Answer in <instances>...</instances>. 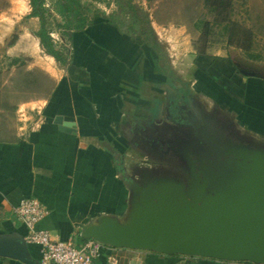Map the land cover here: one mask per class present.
<instances>
[{
  "label": "crops",
  "instance_id": "crops-1",
  "mask_svg": "<svg viewBox=\"0 0 264 264\" xmlns=\"http://www.w3.org/2000/svg\"><path fill=\"white\" fill-rule=\"evenodd\" d=\"M107 27L109 29H103L107 32L103 34L105 48L90 45L92 39L88 30L75 32L74 49H67L69 59L64 68H59L55 58L40 49V39L33 34L23 38V42L31 44V49L6 51L9 56L25 55L33 61L27 67V77L17 79L16 84L13 77L0 79V235L25 237L27 230L15 214V208L25 198L39 200L47 210L37 229L48 231L56 240H72L77 246L86 241L81 237L83 227L101 215L126 217L130 191L120 169L129 170L120 145L125 142L130 148V141L123 134L134 131L139 118H145L140 113L138 120L135 119L136 106L142 110L153 98H144L147 93L144 83L140 90L136 86L137 76L150 70L142 56L146 49L141 46L132 49L117 28L109 24ZM124 43L128 46L121 45ZM153 55L152 71L168 79L165 61L157 63ZM201 64L207 68L215 66L214 71L222 77L226 88L222 83L216 87L207 85L203 95L215 102L216 97L233 101L240 106L242 118L264 128V82L254 77L234 79V66L229 58L214 61L203 58L202 63L198 62V69ZM71 70L74 77L67 74ZM33 74H40L47 82L41 96L27 95L22 88H15L34 85L32 80L26 82ZM197 76L194 75L195 84ZM227 79H231V85ZM146 80L143 78V82ZM150 92L166 96L156 88H151L148 94ZM225 106L232 110L227 103ZM61 122H73L75 127ZM135 143L134 140L133 146ZM27 244L31 259L39 264L41 247ZM0 264L25 263L0 257ZM98 264L237 263L105 245Z\"/></svg>",
  "mask_w": 264,
  "mask_h": 264
},
{
  "label": "water",
  "instance_id": "water-1",
  "mask_svg": "<svg viewBox=\"0 0 264 264\" xmlns=\"http://www.w3.org/2000/svg\"><path fill=\"white\" fill-rule=\"evenodd\" d=\"M199 136L180 142L171 168L126 175V217L101 215L81 237L120 249L264 264V141L239 144L205 125ZM0 257L38 264L19 234L0 235Z\"/></svg>",
  "mask_w": 264,
  "mask_h": 264
},
{
  "label": "rangeland",
  "instance_id": "rangeland-1",
  "mask_svg": "<svg viewBox=\"0 0 264 264\" xmlns=\"http://www.w3.org/2000/svg\"><path fill=\"white\" fill-rule=\"evenodd\" d=\"M136 1L149 12L152 26L159 41L164 45V52L167 57L165 64L168 68L166 74L169 77L168 79H162L157 76V72L152 71L154 55L148 48L141 45L139 38L124 35L132 49L140 46L142 49H146L142 56L144 57L143 60L148 62L150 70L149 72L144 71L140 75L137 72L136 86L137 90H140L141 85L144 83L147 90V96L144 95V98H151L148 96L153 98L151 104L146 103L142 110L139 106H136L135 119L138 120L137 116H140V113L144 114L145 118L142 117L144 120L141 117L139 118L137 127L133 128L134 131L123 134L131 144L130 148H127L125 142L120 145L122 151H124L122 153H124L128 170L138 169L141 159L146 156L136 143L135 146L132 144L135 140L134 132L142 126L140 123H144L141 128L144 130L152 127L155 121L164 119V108L167 102L165 97L172 100L175 92L183 94L186 89L192 92L183 95L182 100L195 102L198 107H201L208 115L209 120L217 123L219 127L221 126L220 130H215L226 133L225 129H229L226 128V125L230 126L231 129L228 133H231L233 139H236L239 144H246L245 138L264 141V128L256 126V123L251 124L250 121L248 122L242 118L243 112L239 105L233 101L224 100V98L219 99V97L214 99L215 102L203 95L207 85L210 87L222 85L225 88L222 77L217 76L214 71L215 66L207 68L201 64V68L198 69V62L202 63L203 58H207L209 61L229 58L234 66V79H237V77H251L241 72V70H244L254 72L256 74L254 78L264 82V0ZM56 4L57 0H45V8L48 12V29L57 43V49L62 47L74 49L73 42L67 41V38L62 35L59 29V25L64 24V20L56 12ZM83 4L89 10L92 18L90 27L86 28L92 39L90 45L95 47L96 44L105 48L103 34L107 32H104L103 29H109L107 18L116 11L115 2L114 0H83ZM31 12L30 0H0V79L13 77V83L16 84L17 79L27 77L26 70L33 59L25 55L15 58L7 55L6 51L9 49H31V44L23 42V38L28 34L35 35L34 33L39 31L41 27L38 18L29 17ZM86 35L88 36V34ZM111 43L108 42V44ZM121 45L128 46L126 43ZM40 49L43 48L40 46ZM40 55L43 56L42 52H40ZM58 66L62 68L60 65ZM69 72L67 74L74 77L72 70ZM195 74L198 75L196 77L197 84L194 83ZM28 77L29 81L26 82L31 83L32 80L34 85H29L30 88H23V86L15 88H22L27 95L34 93L41 96L46 89L47 82L42 80L40 74H37V76L33 74ZM143 78L148 81L143 82ZM227 80L231 85V79ZM227 80H225V84L228 86ZM151 88H156L167 95L158 94L159 92L154 93V95H151L152 92L148 94ZM192 88L197 92L196 94ZM233 92L237 93L236 91ZM136 100L138 101V97H136ZM224 103H227V106L231 107L232 110L226 109ZM148 115L153 116L148 117ZM240 119L248 123H243ZM210 130L213 129L210 128ZM149 159L153 161L155 159L159 162L158 158L149 157ZM119 162H122V158L119 159ZM171 164L173 163L170 161L160 166L168 165L171 168ZM153 166H159V164Z\"/></svg>",
  "mask_w": 264,
  "mask_h": 264
},
{
  "label": "trees",
  "instance_id": "trees-1",
  "mask_svg": "<svg viewBox=\"0 0 264 264\" xmlns=\"http://www.w3.org/2000/svg\"><path fill=\"white\" fill-rule=\"evenodd\" d=\"M114 2L116 11L107 18L109 24L123 35L139 38L141 45L153 51L157 63L165 61L167 58L165 48L152 26L149 12L136 0H114ZM30 5L32 12L29 17L38 18L40 21V30L34 34L40 39L41 47L47 55L55 58L61 67H66L69 59L68 50L66 47L57 49V43L51 36L47 26L48 12L45 8V0H30ZM56 12L64 20V24H60L59 29L69 42L72 41L75 32L84 31L92 22L90 12L83 4V0H57Z\"/></svg>",
  "mask_w": 264,
  "mask_h": 264
},
{
  "label": "flooded vegetation",
  "instance_id": "flooded-vegetation-1",
  "mask_svg": "<svg viewBox=\"0 0 264 264\" xmlns=\"http://www.w3.org/2000/svg\"><path fill=\"white\" fill-rule=\"evenodd\" d=\"M192 92V91H191ZM185 90L182 93L175 92L173 99L165 97L167 102L164 108V119L155 121L152 127L141 130L135 133L136 145L144 151L146 156L141 159L138 169L126 171L124 167L120 169L123 177L131 175L137 178L140 169L154 168L156 164L164 165L167 162H176L179 158L178 149L182 140H188L192 134L198 139L203 126L207 128L208 132L221 128L217 123L208 119L205 111L198 107L195 102L187 100L183 101V95L191 93ZM167 95V94H166ZM172 97V96H169ZM153 116V115H152ZM212 128L213 130H210ZM225 134L233 139L232 134L228 133L231 129L226 125ZM149 157L158 158L159 162L150 160Z\"/></svg>",
  "mask_w": 264,
  "mask_h": 264
},
{
  "label": "built area",
  "instance_id": "built-area-1",
  "mask_svg": "<svg viewBox=\"0 0 264 264\" xmlns=\"http://www.w3.org/2000/svg\"><path fill=\"white\" fill-rule=\"evenodd\" d=\"M15 214L27 230L26 242L41 247L39 264H98L105 247L101 242L88 239L77 246L72 240H56L48 231L37 229L38 223L47 215V210L39 200L23 199L15 208Z\"/></svg>",
  "mask_w": 264,
  "mask_h": 264
}]
</instances>
